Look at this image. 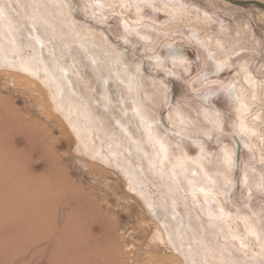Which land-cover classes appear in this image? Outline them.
<instances>
[{
	"label": "rangeland",
	"instance_id": "rangeland-1",
	"mask_svg": "<svg viewBox=\"0 0 264 264\" xmlns=\"http://www.w3.org/2000/svg\"><path fill=\"white\" fill-rule=\"evenodd\" d=\"M35 1L0 0V4L19 23L23 42L32 35L47 66L58 72L55 64H60L68 70L69 74L62 70L61 78L67 93L100 119L88 126L104 154L107 150L117 152L115 157L108 154L109 164L87 152L85 144L89 143L79 141L63 112L55 108L53 114L62 124L56 121L50 128L59 141L56 150L70 179L92 191L108 215L106 225L131 245L136 264H170L171 254L175 255L171 238L163 236L161 240L160 231L171 203L177 204L182 214L176 212V218L188 220L185 210L190 211L210 256L229 255V260L244 264H264V11L224 0H181L186 5L193 2L211 15V25L198 30L191 20L171 18L161 0H58L74 28L58 23L50 30L45 21L51 16L58 18L56 13H48L53 0H41L48 9L41 19L29 11L31 6L38 9ZM235 1L264 4V0ZM247 26L251 38L258 42L247 39ZM38 35L43 46L37 43ZM221 51L229 52L222 68L217 64L224 59ZM31 52L27 49L19 55ZM174 52L177 58H171ZM247 64L254 83L262 86L263 96L252 99L251 113L241 122L238 108L245 109L239 100L247 96V86L241 85L243 78L247 79V74H242ZM4 71L0 68V95L10 98L21 113L29 111L30 100H22V91ZM241 123L244 128L249 123L255 131L248 136L245 129L241 131ZM147 124L154 134L150 142L143 131ZM61 127L66 131L60 134ZM93 127L103 128L105 135ZM80 135L88 137L84 129ZM161 145L167 146L166 160L161 158ZM178 158L185 160L175 167ZM124 167L133 168L138 175L135 181L142 180V184L132 187ZM187 179L196 180L192 181L196 186L192 194ZM96 227L94 233L100 237L101 229ZM21 232L11 220L0 219V264H52L48 257L43 261L34 258L32 243Z\"/></svg>",
	"mask_w": 264,
	"mask_h": 264
},
{
	"label": "bare ground",
	"instance_id": "bare-ground-1",
	"mask_svg": "<svg viewBox=\"0 0 264 264\" xmlns=\"http://www.w3.org/2000/svg\"><path fill=\"white\" fill-rule=\"evenodd\" d=\"M35 2L38 9L35 11V8L33 9L31 6L29 7V11L32 13V16H40L38 19H41L42 12H48L47 6L41 0H36ZM60 2L63 1L61 0ZM60 2L53 0V3L49 6L51 11L48 13H56L58 17L51 16L50 20L45 21L51 26L50 30H52V27H58V23L74 28L69 14L64 13L66 10H63V8L61 9ZM192 3L186 5L181 0L160 1V4L166 9L171 18L175 20H180L181 18L191 20L196 25V29L202 30V27L210 24L211 15H208L204 10H200L201 8L199 9L198 6ZM9 5L11 4L9 3ZM191 9H194V11H191ZM191 12L194 15L191 16ZM188 14H190V17ZM12 15L6 12L4 6L0 4V68L4 69V73L14 80L18 89L20 88L22 100L24 102L30 100L31 106L28 108L32 113H29L27 110L21 113V111L15 108L10 98L0 95V219L3 217L9 221L11 220L13 225L22 231L21 233H25V236L29 239L28 243H32L30 247L34 250V258L39 256V261H43L45 257H48L49 262L52 264H136L137 257L134 251L130 250L131 245L124 242L112 227L106 225L108 215L106 211L102 210V204L93 197L92 191H87L82 184L75 183L70 179L68 171L62 164L56 150L59 147V141L53 136L52 128H50L54 127L53 124L56 121L61 123L58 117L53 114L52 109L55 108L63 112L69 124L68 127L73 129L72 132L76 134L79 141L82 140L83 145L85 144L84 139H86L89 143L85 144L87 152L94 158L109 164L111 161H108V154H113V157H115L117 152L107 150L108 152L104 154L101 151L102 149L95 145V139L93 140L95 136L91 133L88 124L91 125L96 120L100 121V119L93 114L90 107H86L81 103L78 104L74 100L73 95L67 93L66 84L64 85L65 79L63 82L61 79L63 77V67H59L60 64H55L57 72L54 68L46 65L42 52L36 48V41L33 40L32 35H28L29 39L25 42L21 40L22 36L18 30L19 23L16 22V19ZM33 28L37 32L35 25ZM223 32V30L220 31V34H223ZM197 34L196 31L193 36L195 39ZM245 34L249 41H257L254 39L255 37L251 38L253 33L248 26L247 33ZM218 40L216 39V41ZM43 42L38 35V45L43 46ZM27 49H31L32 51L29 55H19V53H25ZM221 52L224 59L217 62L219 67L226 64L229 57V52ZM115 55L118 58L117 53ZM176 56L177 53L174 52L171 58ZM60 69L61 71H59ZM9 70H18L24 74L16 73L15 71L10 72ZM65 71L67 73L68 70ZM243 71L242 74H247V79L244 80L243 78L241 85L243 84V88L247 86L246 90L244 89V95L247 93V96L239 100L245 106V109L242 107L238 108V117L241 122L247 113H251L249 111L251 105L254 104L252 99L257 100L260 95L263 96V88L260 84L254 83L248 70V64L247 68L244 65ZM41 75H44V77H41ZM129 82L131 83L130 88L132 90L135 89V85L132 84L133 81L130 79ZM72 92H74L73 86L71 87ZM102 92L103 96L106 95L104 94L106 90ZM65 95L69 96L67 97L68 99ZM104 97L106 98V96ZM108 101L110 102V100ZM73 102L77 105H74ZM36 108L39 109V113L35 112ZM79 116L83 120L79 119ZM140 117L141 119L145 118L141 115ZM253 126L257 127L258 124L255 123ZM61 128L60 134L66 131L63 127ZM82 128L87 132L88 139L85 136L81 137ZM118 128L120 129V127ZM240 129L242 132H244L242 129H245L248 136L250 132L255 131L249 123H247V128H244V125L241 123ZM94 130L97 132L100 130L104 134L103 128H94ZM150 130L151 128H149L148 124L146 128L143 126L144 135L149 142L154 138V134ZM106 136L108 137L107 134ZM118 136V132L116 131L115 137ZM111 140L113 141L112 137ZM132 140L136 141L134 138ZM90 144L92 147L89 146ZM167 150V146L161 145L162 160L167 159ZM225 151L227 153L228 149H225ZM227 156H229V152ZM113 157L111 156V158ZM184 158L188 160L186 155ZM185 159H176L175 167L181 165L182 162L180 161ZM113 163L118 167H123L118 165L117 160H113ZM91 167L92 169L94 168V166ZM171 172L176 173L175 170ZM124 174L129 177L132 187H135L137 183L140 184L142 181H135L138 180V175H136L133 168L129 170L124 167ZM192 181L196 180L187 179L188 191L190 193L193 192L191 191L193 188H196L193 184L195 182ZM163 184L166 185V183ZM169 191L168 193L172 194L171 190ZM203 192L205 193L206 191L203 190ZM141 194L143 193L141 192ZM171 199L176 201L172 196ZM145 203L150 205L151 202L149 203V199L146 198ZM168 207L165 211L166 222L161 223L163 232L162 230L159 231L162 236L160 237L161 240L164 241L163 236L171 238L172 252L175 255L171 254L170 264H202L201 259L204 264H244L242 260H229L227 257L229 255L220 257L210 256L211 254H209L210 251L207 249L205 241L191 221L192 214L190 211L188 209L185 210L188 220H184L181 217L176 218V212L180 216L182 215L177 208V204L171 203L170 205L168 204ZM152 210L155 215L158 213L154 208ZM169 218L172 223H170ZM37 226L39 227L35 229ZM95 227L101 229L100 237L94 233ZM221 227L226 228L224 225ZM89 229L91 230L89 231ZM230 234L232 233L229 231ZM191 240L194 242L193 244Z\"/></svg>",
	"mask_w": 264,
	"mask_h": 264
},
{
	"label": "water",
	"instance_id": "water-1",
	"mask_svg": "<svg viewBox=\"0 0 264 264\" xmlns=\"http://www.w3.org/2000/svg\"><path fill=\"white\" fill-rule=\"evenodd\" d=\"M228 3H230L231 5L234 6H239V7H245V6H257L258 8H260L262 11H264V4L258 1H235V0H224Z\"/></svg>",
	"mask_w": 264,
	"mask_h": 264
}]
</instances>
